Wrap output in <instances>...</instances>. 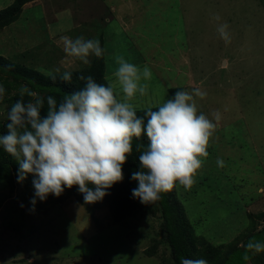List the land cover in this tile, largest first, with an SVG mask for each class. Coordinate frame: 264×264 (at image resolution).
I'll list each match as a JSON object with an SVG mask.
<instances>
[{"label": "rangeland", "instance_id": "1", "mask_svg": "<svg viewBox=\"0 0 264 264\" xmlns=\"http://www.w3.org/2000/svg\"><path fill=\"white\" fill-rule=\"evenodd\" d=\"M11 2L0 0V9ZM221 22L229 25L227 43L216 30ZM62 36L103 39L105 77L118 99L116 57L151 69L141 80L147 93L129 101L135 110L158 107L172 88L206 91L194 98L216 125L208 156L190 188L175 185L176 197L196 235L215 245L264 225L257 215L264 212V0H33L0 29V55L45 75L86 66L67 57ZM16 94L6 90L0 118ZM32 178L12 193L0 180V264H173L154 207L113 224L105 205L91 215L49 194L30 212Z\"/></svg>", "mask_w": 264, "mask_h": 264}, {"label": "clouds", "instance_id": "2", "mask_svg": "<svg viewBox=\"0 0 264 264\" xmlns=\"http://www.w3.org/2000/svg\"><path fill=\"white\" fill-rule=\"evenodd\" d=\"M228 29L227 22L217 24L216 30L226 43L231 39ZM61 40L67 57L84 64L90 63V56L101 57L104 51L95 38L62 36ZM116 60L114 75L123 99L117 98L113 86L98 83L91 75H80L84 86L65 93L59 101L22 85L21 98L7 108V132L0 134V148L16 158L18 183L29 174L33 177L30 212H35L37 200L45 201L49 194L59 197L74 185L86 203L101 201L108 189L123 180L122 168L133 151L132 140L142 134L148 144L139 154L138 170L131 174L137 181L132 198L150 204L177 183L185 188L195 183V173L203 164L202 158L208 156L207 146L216 127L212 119L198 112L194 98H203L207 92L200 88L175 91L157 110L148 108L139 116L129 101L137 93H147L148 86L141 80L151 78V69L145 65L141 70L122 56ZM60 78L70 82L72 72L64 71ZM5 92L0 83V102ZM25 95L34 99L26 102ZM45 102L46 114L42 115ZM212 115L215 121L221 119L219 111ZM223 163L218 158L217 164ZM245 247L254 255L264 251V242L249 240ZM243 258L249 259L247 251ZM180 264L208 261L181 257Z\"/></svg>", "mask_w": 264, "mask_h": 264}, {"label": "trees", "instance_id": "3", "mask_svg": "<svg viewBox=\"0 0 264 264\" xmlns=\"http://www.w3.org/2000/svg\"><path fill=\"white\" fill-rule=\"evenodd\" d=\"M33 0H12L5 8L0 9V29L14 23L20 16L22 8L26 3ZM100 45L103 48L104 41L100 39ZM72 72V80L70 82L63 81L60 77L62 73H53L45 75L36 68L18 64L10 61L0 55V83L4 84L7 91H16L17 94L4 100L9 106L17 99H20L19 89L21 86H27L30 90L37 92L41 96L46 97L52 95L59 101L65 93L78 90L84 86V81L79 79L80 75H91L98 83L111 85L105 77V56L104 51L101 57L92 56L90 63L86 66L76 69ZM56 78L53 79L52 77ZM181 88H172L169 94L172 96L175 91ZM23 99L27 102L34 99L25 95ZM158 107H152L157 110ZM47 104L45 102L44 109L41 114H46ZM147 109L136 110L137 115L143 116ZM6 116L0 118V134L7 132L5 127L7 123ZM148 139L145 135L140 138H133V151L124 163L123 180L115 183L108 189L107 195L101 201L94 203H86L83 200V194L77 191V186L66 188L59 196L53 198L55 203H63L66 200L74 199L78 204L83 206L85 210L90 211L92 208H99L105 205L111 222L114 224L135 216L139 211L146 208H155L160 212L161 230L165 235V242L170 249L173 264H180L181 257L187 258H203L208 264H264V251L252 254L246 249L249 240H258L264 242V225L257 230L247 233L245 236L240 235L238 238L228 243L215 245L208 241L205 237L196 235L192 224L188 220L184 206L178 201L175 194V186L170 191L161 193V198L150 204H142L138 199L132 198L131 190L137 186V181L131 179L133 171L138 170L139 154L145 150ZM137 145H140L137 148ZM18 163L16 158L0 148V180L3 181L12 193L17 184ZM264 216V212L257 214ZM94 222L96 219L93 217ZM156 245L145 250V255L152 257L155 254ZM248 252L249 259L245 260L244 254Z\"/></svg>", "mask_w": 264, "mask_h": 264}]
</instances>
